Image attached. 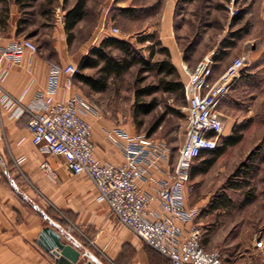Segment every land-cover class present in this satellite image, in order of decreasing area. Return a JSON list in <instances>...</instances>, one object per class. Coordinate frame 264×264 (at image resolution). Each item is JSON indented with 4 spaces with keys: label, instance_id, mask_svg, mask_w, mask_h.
<instances>
[{
    "label": "rangeland",
    "instance_id": "rangeland-1",
    "mask_svg": "<svg viewBox=\"0 0 264 264\" xmlns=\"http://www.w3.org/2000/svg\"><path fill=\"white\" fill-rule=\"evenodd\" d=\"M46 2H32L24 13H19L14 0L1 3L0 35L7 32L16 12L30 22L26 34L16 35V39H31L54 63L77 64L83 53L98 47L103 38L117 37L132 43L139 59L155 64L164 58L161 49L169 33L182 58L176 61L171 55L170 59L181 82L185 80L181 70L184 62L191 67L215 50V79L233 59H246L241 78L219 105L225 136L217 151L231 137L243 139L220 156L206 153L195 161L191 170L194 189L188 198L190 206L200 209L198 220L206 251L219 252L224 264H264V250L255 248L256 241L264 240V0H88V14L75 30L71 45L64 29V0H59L51 18L41 16L50 9ZM75 2L70 0L68 7ZM129 7L134 9L132 15L120 11ZM6 11L10 16L4 24ZM115 28L118 33L114 34ZM149 35L156 39L138 42ZM112 54L123 57L117 49ZM144 67L136 64L121 78L111 79L101 94H81L91 97L115 127L132 135H147L162 120L150 137L165 140L175 160L186 135L187 105L179 93L163 91L164 76ZM89 74L98 76L97 70ZM146 88H157L158 92L139 102H151L156 110L145 118H135L137 91ZM140 123L143 126L138 130ZM101 259L105 264H170L138 237L123 244L116 257L107 254Z\"/></svg>",
    "mask_w": 264,
    "mask_h": 264
},
{
    "label": "built area",
    "instance_id": "built-area-1",
    "mask_svg": "<svg viewBox=\"0 0 264 264\" xmlns=\"http://www.w3.org/2000/svg\"><path fill=\"white\" fill-rule=\"evenodd\" d=\"M38 53L29 38L0 48V111L7 110L10 119L28 115L37 152L64 157L75 176L93 183L97 201L107 205L120 224L172 264H224L219 252L203 248L200 209L188 206L187 200L194 189L191 170L195 161L220 148L225 134L219 105L241 78L246 59H233L217 79L216 50L194 67L182 64L187 124L177 158L173 160L174 151L165 140L132 135L118 126L107 132L111 143L122 150L123 162L117 165L96 158L89 116L100 118L101 111L82 95L71 93L78 64L51 63L46 89L28 105L23 104V97L5 89L10 74L5 63L23 67ZM63 78L70 82V93L58 99ZM42 167L52 172L47 162ZM255 248L264 250V240L256 241ZM82 253L88 255V251Z\"/></svg>",
    "mask_w": 264,
    "mask_h": 264
},
{
    "label": "crops",
    "instance_id": "crops-1",
    "mask_svg": "<svg viewBox=\"0 0 264 264\" xmlns=\"http://www.w3.org/2000/svg\"><path fill=\"white\" fill-rule=\"evenodd\" d=\"M20 18L19 13H13L9 29L0 35V48L16 40ZM166 35L165 47L169 48L173 60L182 61L176 43L169 33ZM88 53L89 50L84 52L77 64ZM51 63H54L52 59L42 52L30 57L23 67L5 63L10 68L5 89L14 97H23V104H30L46 89ZM69 83L63 78L58 99L69 95ZM88 91L73 78L71 93L82 95ZM86 99L100 109L91 97ZM100 111V118L89 116L96 158L102 163L119 165L123 162L122 150L107 136V132L116 127ZM29 121L28 115L10 119L7 110L0 111V264H57L56 257L39 244V236L48 226L63 234L66 244L80 248L82 252L88 251L91 259L82 256L80 264L89 260L105 264L101 258L107 254L116 257L121 246L136 237L116 220L107 205L97 201L93 183L85 177L75 176L64 157L37 152ZM46 162L52 172L43 169L42 164ZM187 205L190 206L189 198Z\"/></svg>",
    "mask_w": 264,
    "mask_h": 264
},
{
    "label": "trees",
    "instance_id": "trees-1",
    "mask_svg": "<svg viewBox=\"0 0 264 264\" xmlns=\"http://www.w3.org/2000/svg\"><path fill=\"white\" fill-rule=\"evenodd\" d=\"M37 0H14V3L19 8V13H24L29 7L30 3L35 2ZM121 1L128 0H114L115 3ZM9 0H0L1 3L8 4ZM59 0H47L46 6L50 7L49 10L43 11L41 16L51 18L55 14L56 6ZM70 0H64L62 7L65 12L64 23H65V33L68 36V45H71L74 41L76 35L75 30L79 27V25L84 22L85 17L88 14L89 6H87L88 0H76V2L68 7ZM134 9L132 7L129 8H121L120 11L125 15L129 16L133 14ZM7 15L3 18L2 23L6 24V21L9 19V12L6 11ZM18 28L16 31V35H24L28 30V26L30 22L27 19H20L18 21ZM156 39L155 35L144 36L138 40L139 43L144 44V42ZM117 49L122 54L123 57H114L112 52ZM162 54L164 55L163 59H160L155 64H152L149 61L144 59H139V54L134 48L132 43L126 42L117 37H105L101 40V43L98 47L92 48L90 53L84 57L79 63V72L73 77L78 82L82 83L85 87L89 89V91L93 93H102L105 92L109 88V83L111 79L121 78L127 72L131 70L136 64L141 66H145L144 70H155L159 75L164 76L163 82V91L167 93H179L184 98V90H183V81H179V76H177L176 67L170 62L171 52L169 48L162 47ZM97 70L98 76H94L92 74H85L87 71ZM144 71V72H145ZM243 71V70H242ZM158 92L157 88H146L141 91H137L136 103H135V112L134 117H142L151 115L156 107L151 102H139V100H143L146 97H151ZM177 115H180L179 112H175ZM159 122L155 125L147 135L152 136L162 124ZM143 126V123L138 124V130H140ZM243 139V136H234L225 141L224 148L216 152H210L208 154L214 156H220V154L229 147H234L240 143ZM200 159V158H199ZM210 166V165H209ZM208 166V167H209ZM193 169V167H192ZM203 171V170H202ZM201 171V172H202ZM238 171V170H237ZM205 172V171H203ZM200 173V172H199ZM235 173L234 176H236ZM194 176V173L191 171V177ZM170 264L171 261L168 260Z\"/></svg>",
    "mask_w": 264,
    "mask_h": 264
},
{
    "label": "water",
    "instance_id": "water-1",
    "mask_svg": "<svg viewBox=\"0 0 264 264\" xmlns=\"http://www.w3.org/2000/svg\"><path fill=\"white\" fill-rule=\"evenodd\" d=\"M62 235L53 227L48 226L39 236V244L47 253L51 252L56 257L57 264H80L83 256L81 249L66 244ZM86 257L91 259L89 253ZM85 264H95V262L89 260Z\"/></svg>",
    "mask_w": 264,
    "mask_h": 264
}]
</instances>
